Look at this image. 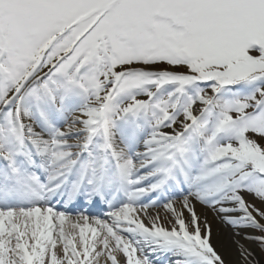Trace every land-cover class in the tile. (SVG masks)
Returning a JSON list of instances; mask_svg holds the SVG:
<instances>
[{
  "label": "snow or ice",
  "instance_id": "snow-or-ice-1",
  "mask_svg": "<svg viewBox=\"0 0 264 264\" xmlns=\"http://www.w3.org/2000/svg\"><path fill=\"white\" fill-rule=\"evenodd\" d=\"M101 257L264 264V0H0V264Z\"/></svg>",
  "mask_w": 264,
  "mask_h": 264
},
{
  "label": "bare ground",
  "instance_id": "bare-ground-1",
  "mask_svg": "<svg viewBox=\"0 0 264 264\" xmlns=\"http://www.w3.org/2000/svg\"><path fill=\"white\" fill-rule=\"evenodd\" d=\"M202 211V210H201ZM95 215H101L99 213V210H95L94 212ZM101 218H103V216L101 215ZM208 219L210 220V222L212 223L213 226V232L214 234L216 233H220L223 232L225 235H229L230 234V229L226 228L224 225H222L217 218L214 216V214L212 213H208ZM119 259V258H118ZM109 261L106 260V258L104 259V261L102 262L103 264H107ZM100 264V263H99Z\"/></svg>",
  "mask_w": 264,
  "mask_h": 264
},
{
  "label": "rangeland",
  "instance_id": "rangeland-1",
  "mask_svg": "<svg viewBox=\"0 0 264 264\" xmlns=\"http://www.w3.org/2000/svg\"><path fill=\"white\" fill-rule=\"evenodd\" d=\"M57 251H58V254L62 255V248H58ZM104 259L105 257H101L99 263L103 264L102 262L104 261ZM107 264H110V261Z\"/></svg>",
  "mask_w": 264,
  "mask_h": 264
}]
</instances>
